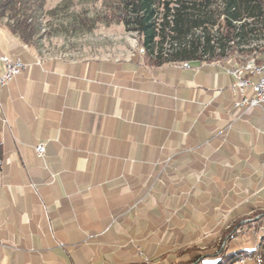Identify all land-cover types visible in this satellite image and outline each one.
<instances>
[{"label":"crops","instance_id":"crops-1","mask_svg":"<svg viewBox=\"0 0 264 264\" xmlns=\"http://www.w3.org/2000/svg\"><path fill=\"white\" fill-rule=\"evenodd\" d=\"M0 55L25 64L0 87V264L158 256L185 206L264 199V107L234 106L223 63L41 57L3 21Z\"/></svg>","mask_w":264,"mask_h":264},{"label":"trees","instance_id":"trees-1","mask_svg":"<svg viewBox=\"0 0 264 264\" xmlns=\"http://www.w3.org/2000/svg\"><path fill=\"white\" fill-rule=\"evenodd\" d=\"M44 3L0 0V22L5 18L7 30L35 49ZM102 6L94 17L74 18V31H90L97 22L121 23L136 34L134 54H141L151 66L218 61L231 67L249 59L264 63V45L249 46L248 39L264 37V0H103ZM62 7L48 12L56 14ZM240 201L231 192L228 203L198 205L215 218L207 233L169 238L158 256L141 250L140 258L120 264H264V199L237 207Z\"/></svg>","mask_w":264,"mask_h":264},{"label":"rangeland","instance_id":"rangeland-1","mask_svg":"<svg viewBox=\"0 0 264 264\" xmlns=\"http://www.w3.org/2000/svg\"><path fill=\"white\" fill-rule=\"evenodd\" d=\"M102 2L103 0H45L39 17L40 30L36 35L37 41L34 49L36 54L41 57L55 56L78 59L101 56L125 57L138 50L136 34L128 31L121 23L104 24L97 22L90 31H74L72 27L74 18L77 19L79 16L94 17L103 11ZM59 5L63 7L57 10L56 14L48 12ZM3 21L5 22L6 19L4 18ZM248 39L249 46L255 44L264 45V37L260 34L249 35ZM182 192L183 198L187 199L189 192ZM242 206L237 205V207ZM184 212H188L190 217H185L183 215ZM179 214L180 218L185 220V225L192 227V231L198 234L207 233L211 224H213V219L210 215H204L209 219L205 223H197L196 217L198 216L195 214V208L192 210V208L185 206L184 209L180 210ZM126 241L129 245L132 244L131 239ZM154 241L156 242L157 240L155 239ZM167 241H169L168 238L164 240L166 245H168ZM176 245L177 243L172 246ZM117 257L113 256V259H111V255H102L100 257L97 255V263L95 264H104V261L108 262V264H111V262L117 263L121 261L120 257ZM138 257L140 258V256ZM157 259L155 257L153 261H157Z\"/></svg>","mask_w":264,"mask_h":264},{"label":"built area","instance_id":"built-area-1","mask_svg":"<svg viewBox=\"0 0 264 264\" xmlns=\"http://www.w3.org/2000/svg\"><path fill=\"white\" fill-rule=\"evenodd\" d=\"M0 62L3 64V70L0 72V87L6 85L14 75L25 67V64L19 59H11L6 55H0ZM227 72L234 76L235 81L232 85V93L238 95L234 101L235 107L251 108L264 107V71H257L256 68H245L239 65L226 67ZM254 76L255 80L250 77ZM251 87L252 95L246 96L245 87ZM35 152L38 157H42L45 152V143L38 142L35 145Z\"/></svg>","mask_w":264,"mask_h":264},{"label":"bare ground","instance_id":"bare-ground-1","mask_svg":"<svg viewBox=\"0 0 264 264\" xmlns=\"http://www.w3.org/2000/svg\"><path fill=\"white\" fill-rule=\"evenodd\" d=\"M239 66L245 67V68H256L257 71H264V63H257L254 60H248Z\"/></svg>","mask_w":264,"mask_h":264}]
</instances>
